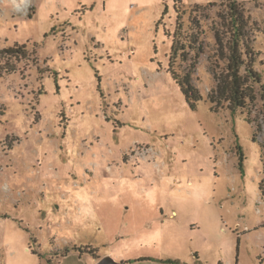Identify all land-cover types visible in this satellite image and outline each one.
I'll return each instance as SVG.
<instances>
[{
	"label": "rangeland",
	"instance_id": "1",
	"mask_svg": "<svg viewBox=\"0 0 264 264\" xmlns=\"http://www.w3.org/2000/svg\"><path fill=\"white\" fill-rule=\"evenodd\" d=\"M232 2L264 82V0H0V264H264L263 102L208 100Z\"/></svg>",
	"mask_w": 264,
	"mask_h": 264
},
{
	"label": "trees",
	"instance_id": "2",
	"mask_svg": "<svg viewBox=\"0 0 264 264\" xmlns=\"http://www.w3.org/2000/svg\"><path fill=\"white\" fill-rule=\"evenodd\" d=\"M228 8L230 37L225 53L227 66L224 73L216 77V90L208 96V100L214 106L215 111L227 105V108L232 112L241 111L244 113L250 105L256 103L259 96L264 108V82L261 74L254 67L255 57L249 47L246 35L247 20L237 3H230ZM180 18H178V23ZM181 30V24H178L171 50L169 71L179 85L186 102L192 109H195L197 104L203 99L198 88L193 83V74L202 54V48L195 46L197 40H192L189 43L185 42ZM190 52L194 53L193 57H190ZM4 53L16 58H20L19 56L24 54L22 48L17 46L10 50H4ZM22 57H25V55ZM178 59L183 62H193L184 74H180L175 70V64ZM13 70L14 68L7 69L6 73ZM1 76L2 72L0 71ZM256 87L259 88L258 93L256 92ZM2 115L3 113L0 112V116ZM247 120L250 124L255 123L250 115L247 116ZM257 132H262L260 124H257ZM238 150L240 153V166L243 167L244 157L241 153V148H238Z\"/></svg>",
	"mask_w": 264,
	"mask_h": 264
},
{
	"label": "water",
	"instance_id": "3",
	"mask_svg": "<svg viewBox=\"0 0 264 264\" xmlns=\"http://www.w3.org/2000/svg\"><path fill=\"white\" fill-rule=\"evenodd\" d=\"M97 264H123V263L117 262L110 256H106L102 258Z\"/></svg>",
	"mask_w": 264,
	"mask_h": 264
},
{
	"label": "crops",
	"instance_id": "4",
	"mask_svg": "<svg viewBox=\"0 0 264 264\" xmlns=\"http://www.w3.org/2000/svg\"><path fill=\"white\" fill-rule=\"evenodd\" d=\"M105 257H106V256H105ZM99 261H100V259H99V260L96 259V260L93 261V264H97Z\"/></svg>",
	"mask_w": 264,
	"mask_h": 264
}]
</instances>
